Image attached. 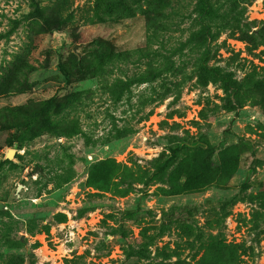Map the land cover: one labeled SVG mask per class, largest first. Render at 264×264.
Listing matches in <instances>:
<instances>
[{"label": "rangeland", "instance_id": "rangeland-1", "mask_svg": "<svg viewBox=\"0 0 264 264\" xmlns=\"http://www.w3.org/2000/svg\"><path fill=\"white\" fill-rule=\"evenodd\" d=\"M0 264H264V0H0Z\"/></svg>", "mask_w": 264, "mask_h": 264}, {"label": "water", "instance_id": "water-1", "mask_svg": "<svg viewBox=\"0 0 264 264\" xmlns=\"http://www.w3.org/2000/svg\"><path fill=\"white\" fill-rule=\"evenodd\" d=\"M15 153H16L15 149L8 148L7 151H6L5 157L7 159L14 160L15 159V156H14Z\"/></svg>", "mask_w": 264, "mask_h": 264}, {"label": "trees", "instance_id": "trees-1", "mask_svg": "<svg viewBox=\"0 0 264 264\" xmlns=\"http://www.w3.org/2000/svg\"><path fill=\"white\" fill-rule=\"evenodd\" d=\"M207 4V3H206ZM208 5V4H207Z\"/></svg>", "mask_w": 264, "mask_h": 264}]
</instances>
